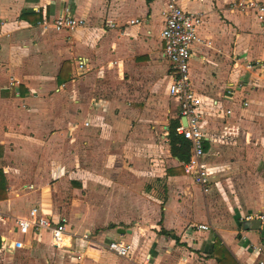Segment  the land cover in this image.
<instances>
[{
    "label": "crops",
    "instance_id": "0c3cea01",
    "mask_svg": "<svg viewBox=\"0 0 264 264\" xmlns=\"http://www.w3.org/2000/svg\"><path fill=\"white\" fill-rule=\"evenodd\" d=\"M168 1L0 0V264L264 260V222L244 220L264 215V17L233 9L237 0H179L203 15L190 74L209 138L204 193L171 153L170 125L182 119L162 56ZM66 14L85 27L57 31ZM100 82L113 101L98 97ZM34 208L65 222L64 248L49 233L17 234L15 220ZM19 240L23 249H11ZM112 241L130 245V257L110 252Z\"/></svg>",
    "mask_w": 264,
    "mask_h": 264
},
{
    "label": "built area",
    "instance_id": "2783aa9c",
    "mask_svg": "<svg viewBox=\"0 0 264 264\" xmlns=\"http://www.w3.org/2000/svg\"><path fill=\"white\" fill-rule=\"evenodd\" d=\"M233 9L243 13L254 12L262 19L264 17V2L255 0H237L232 4ZM132 24L139 21H132ZM203 24V15L200 13H191L183 9L179 0H169L165 12V28L162 32L164 41L163 58L169 63L170 77L172 82L169 85V95L178 104L180 120L185 119L186 125L180 122L176 133L190 143V160L184 164L185 174L193 177L195 183L204 193L211 191V179L209 166L206 161L205 143L209 139L203 129L205 121L203 101L194 91L191 80L190 68L193 57V47L202 42L199 34V28ZM86 22L70 14L59 16L53 23L57 31H74L85 27ZM113 27V24L109 25ZM251 64L246 68L252 69ZM264 68V65L262 66ZM77 68L82 73L87 68V61L77 59ZM244 83L237 86L231 85L226 91L228 96L233 95L238 90L244 88ZM218 106V102H213ZM245 102L244 106H247ZM231 114L232 111H228ZM89 126V123L85 124ZM244 220L248 223L253 221L264 222L263 214H249ZM7 222L0 213V223ZM15 230L22 236L33 235L40 236L43 233L51 235L52 243L57 248H64L67 243V228L64 221H55L52 217L34 208L29 212L26 218H17L15 220ZM200 230L208 231L207 225L199 226ZM87 238V237H86ZM23 241H15L10 245L11 249H23ZM108 250L121 257H130L132 247L122 241H112L108 244ZM145 264H152L151 259L147 258ZM260 264H264V260Z\"/></svg>",
    "mask_w": 264,
    "mask_h": 264
},
{
    "label": "rangeland",
    "instance_id": "374dc122",
    "mask_svg": "<svg viewBox=\"0 0 264 264\" xmlns=\"http://www.w3.org/2000/svg\"><path fill=\"white\" fill-rule=\"evenodd\" d=\"M201 27V26H200ZM98 90V97L99 98H102V99H106L108 101H113L114 98L111 96V93H110V89H109V86H108V83H105V82H100L98 84V86L96 87ZM111 96V97H110ZM138 106L137 108H139L140 110H143L146 106H145V103H143L142 107H140V103L141 102H137ZM147 110V108H146ZM149 111H150V115H151V118L149 119L150 120V123L151 125L155 122V121H158L157 117H156V107L155 106H151L149 108ZM155 116V117H153ZM138 120H139V117H138ZM159 120L161 121V118H159ZM150 133H151V138L153 139H157L158 138V134L161 135V133H163V129L161 127H157L156 130L154 129H150ZM160 140V139H159ZM159 140L157 141V143L159 144ZM118 151V150H117ZM124 155H126V152L124 150H121ZM126 159V162L123 161H118L120 163V168L123 170V171H130L129 168L131 169L133 166V163H130V159L129 158H125ZM91 165H93L94 163L93 162H87Z\"/></svg>",
    "mask_w": 264,
    "mask_h": 264
},
{
    "label": "trees",
    "instance_id": "16d2710c",
    "mask_svg": "<svg viewBox=\"0 0 264 264\" xmlns=\"http://www.w3.org/2000/svg\"><path fill=\"white\" fill-rule=\"evenodd\" d=\"M180 126V121L175 120L171 122L169 131V140L171 153L181 162L187 163L190 160V143L176 133L177 127Z\"/></svg>",
    "mask_w": 264,
    "mask_h": 264
},
{
    "label": "water",
    "instance_id": "95a60500",
    "mask_svg": "<svg viewBox=\"0 0 264 264\" xmlns=\"http://www.w3.org/2000/svg\"><path fill=\"white\" fill-rule=\"evenodd\" d=\"M182 123L184 124V125H186V120L183 118L182 119ZM253 224H254V230H258L259 229V226H260V221H253L252 222ZM120 234H126V232L127 231H125V230H119L118 231Z\"/></svg>",
    "mask_w": 264,
    "mask_h": 264
}]
</instances>
